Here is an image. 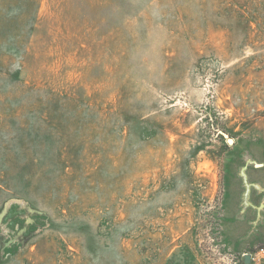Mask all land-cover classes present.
I'll return each mask as SVG.
<instances>
[{
	"label": "rangeland",
	"instance_id": "rangeland-1",
	"mask_svg": "<svg viewBox=\"0 0 264 264\" xmlns=\"http://www.w3.org/2000/svg\"><path fill=\"white\" fill-rule=\"evenodd\" d=\"M264 0H0V264H264Z\"/></svg>",
	"mask_w": 264,
	"mask_h": 264
},
{
	"label": "built area",
	"instance_id": "built-area-1",
	"mask_svg": "<svg viewBox=\"0 0 264 264\" xmlns=\"http://www.w3.org/2000/svg\"><path fill=\"white\" fill-rule=\"evenodd\" d=\"M257 254L261 255L262 258H264V245L258 250Z\"/></svg>",
	"mask_w": 264,
	"mask_h": 264
}]
</instances>
